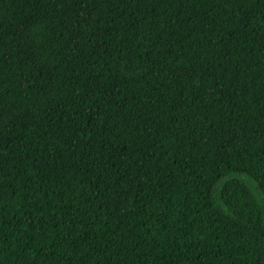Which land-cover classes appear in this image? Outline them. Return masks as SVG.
Segmentation results:
<instances>
[{
	"label": "trees",
	"instance_id": "obj_1",
	"mask_svg": "<svg viewBox=\"0 0 264 264\" xmlns=\"http://www.w3.org/2000/svg\"><path fill=\"white\" fill-rule=\"evenodd\" d=\"M0 264H264V0H0Z\"/></svg>",
	"mask_w": 264,
	"mask_h": 264
}]
</instances>
